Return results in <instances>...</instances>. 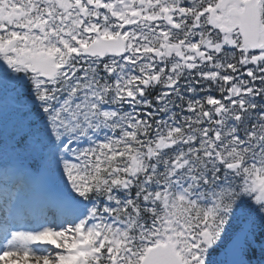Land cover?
Returning a JSON list of instances; mask_svg holds the SVG:
<instances>
[{
	"label": "snow or ice",
	"instance_id": "1",
	"mask_svg": "<svg viewBox=\"0 0 264 264\" xmlns=\"http://www.w3.org/2000/svg\"><path fill=\"white\" fill-rule=\"evenodd\" d=\"M0 264H264V0H0Z\"/></svg>",
	"mask_w": 264,
	"mask_h": 264
}]
</instances>
